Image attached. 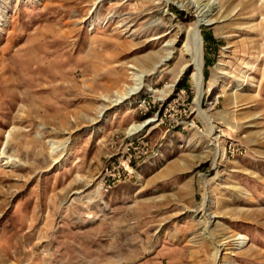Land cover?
<instances>
[{
	"label": "rangeland",
	"instance_id": "1",
	"mask_svg": "<svg viewBox=\"0 0 264 264\" xmlns=\"http://www.w3.org/2000/svg\"><path fill=\"white\" fill-rule=\"evenodd\" d=\"M95 1L0 0V264H264V0Z\"/></svg>",
	"mask_w": 264,
	"mask_h": 264
},
{
	"label": "bare ground",
	"instance_id": "2",
	"mask_svg": "<svg viewBox=\"0 0 264 264\" xmlns=\"http://www.w3.org/2000/svg\"><path fill=\"white\" fill-rule=\"evenodd\" d=\"M101 1L104 0H96L95 2L99 3ZM111 1V0H110ZM167 1V0H166ZM261 2H263V0H260L259 4H256L255 7L257 9V11L261 10ZM252 7V8H255ZM205 18V15H203ZM202 17V16H201ZM260 23L264 21V17L260 18ZM213 22L211 20H198L197 23L193 26V28H191V30L189 31V34L187 35V39H186V43L183 47V56L188 58L189 60V64L185 65V66H190L192 68V73H191V78L194 84V87L196 89V96L194 98V104L196 106V111L198 113V115L200 116V118H202L205 122V124L208 126V135L211 136H215V126L212 124V120L211 117L205 113L202 112L200 110V104H201V100L204 94V75H203V67H204V58H203V40L199 31V27L201 26V24H204V26H210ZM259 23V24H260ZM171 45H169L170 47ZM173 59V52L170 50L166 55H164L159 62L157 63V65L154 66V68L151 70L156 71L157 68L161 67V66H165L167 64V62H169L170 60ZM184 66V68H185ZM134 71H136L133 68ZM218 74L220 75H225V69L220 68L218 71ZM219 75V76H220ZM147 75L146 74H137V73H132V81H134L133 86L124 89L121 92H115L114 94V98H106L105 102L107 103V106H104L99 113V116H103V114L105 113V110H107L106 108L108 107V105L111 106H118L120 104H123L124 102L128 101L129 99H131L133 96H135L136 94H138L144 87V82H145V77ZM221 76V77H222ZM171 88V86L169 87ZM151 92L156 93V91L152 90ZM155 122L154 119H150V120H146L138 125H132L129 129V135L133 136V135H137L141 132H144L147 130V128H149L151 126V124ZM10 135V133H9ZM8 135V136H9ZM212 144L211 146H213V151H214V166L215 168L217 167V161L219 160V158L222 156L221 154V149L219 148V143H217V137H213L212 139ZM61 148V147H60ZM58 149V146H55V144L53 145L52 150H56ZM208 199H206L207 201ZM205 208V206H204ZM204 211V209H203ZM203 216L208 218V225L211 223V218H215L211 217L207 214V211L205 210L203 212ZM208 237H212L210 235V232L207 231ZM245 241H247V238L243 235L238 236V238L236 239V244H234V246H237V248H239L241 245H243L245 243ZM217 252H216V257L218 258V255L222 254V251L225 250V246L223 244L217 245ZM225 254H229V252L224 253ZM231 254V253H230ZM233 256V254H231Z\"/></svg>",
	"mask_w": 264,
	"mask_h": 264
},
{
	"label": "crops",
	"instance_id": "3",
	"mask_svg": "<svg viewBox=\"0 0 264 264\" xmlns=\"http://www.w3.org/2000/svg\"><path fill=\"white\" fill-rule=\"evenodd\" d=\"M165 250L164 249H161V252H164ZM182 251L181 249H177L175 250V254H177V257L176 258H170L169 257V263L170 264H186L185 261L183 262V254H182Z\"/></svg>",
	"mask_w": 264,
	"mask_h": 264
}]
</instances>
